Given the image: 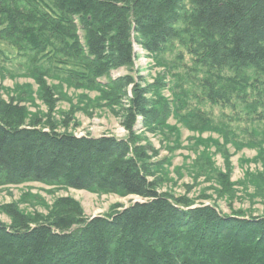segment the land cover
<instances>
[{
	"label": "trees",
	"instance_id": "1",
	"mask_svg": "<svg viewBox=\"0 0 264 264\" xmlns=\"http://www.w3.org/2000/svg\"><path fill=\"white\" fill-rule=\"evenodd\" d=\"M3 38L22 52L83 60L95 75L133 71L134 42L158 54L178 41L209 76L210 103L235 110L237 94L264 88V0H0ZM142 95L134 90L132 119L147 117ZM132 152L112 137L25 126L0 106V186L36 182L144 201L93 220L63 208L38 224L13 212L11 226L0 222V264H264V217L191 208L161 193Z\"/></svg>",
	"mask_w": 264,
	"mask_h": 264
},
{
	"label": "rangeland",
	"instance_id": "2",
	"mask_svg": "<svg viewBox=\"0 0 264 264\" xmlns=\"http://www.w3.org/2000/svg\"><path fill=\"white\" fill-rule=\"evenodd\" d=\"M78 36L83 45L84 34ZM50 52H22L0 40V106L14 109L25 126L54 125L78 138L130 142L131 155L147 165L161 193L191 208L264 217V88L237 94L235 110L210 103L204 86L209 76L178 41L158 54L134 42L133 71L106 75L88 72L83 60ZM127 77L134 85L125 88L120 83ZM137 88L147 117L132 119L126 110ZM142 202L36 182L0 186V222L11 226L16 212L48 223L63 208L71 217L93 220Z\"/></svg>",
	"mask_w": 264,
	"mask_h": 264
}]
</instances>
